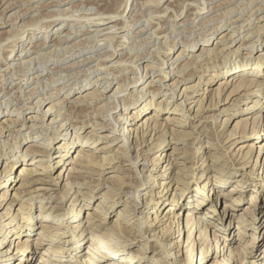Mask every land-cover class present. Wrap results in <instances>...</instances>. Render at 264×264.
Wrapping results in <instances>:
<instances>
[{"label": "rangeland", "instance_id": "374dc122", "mask_svg": "<svg viewBox=\"0 0 264 264\" xmlns=\"http://www.w3.org/2000/svg\"><path fill=\"white\" fill-rule=\"evenodd\" d=\"M110 16L112 20L108 21ZM96 17H106L103 20L108 22L94 25L97 22ZM115 24V27L112 26ZM107 26L110 28L104 29ZM87 29L94 30L86 33ZM60 39L63 41L60 42ZM43 40L47 44H40ZM204 43L210 49L201 52ZM184 48L185 53H181ZM11 50V59L6 61V55ZM20 53L22 56L27 53V56L23 60L12 58V55ZM261 54H264V0H0V128L3 127V130L0 129V190L6 188L8 192L7 198L0 200V237L7 227L18 229L24 213L30 212L34 221L39 222L42 214L40 205L47 204V207L51 206V224L56 221L70 223L72 219L68 216L75 214L77 208L80 213L74 220L79 226L76 232H72L70 227L64 229L60 225H57L58 228L50 227L49 231L53 230L52 232L57 229L65 230L66 237H60L63 241L55 244L50 240V232H46L47 235L50 234L49 239L39 245L36 244V237L40 226L35 223L33 229L31 228L30 238H33V244L36 245L33 248L37 250L30 251L34 258L29 264H45L39 261L44 252L48 253L52 247L57 254V250H61L60 245L70 249L78 235H83L82 238L85 236L83 248H88L91 240L88 241L90 235L89 230H86L89 226L87 211H93L101 195L108 193L109 196L112 195L108 201L114 208L104 219L106 227L115 223L119 211L129 204L128 201L138 205L140 211L131 214V221L136 219L138 223L141 220L145 225L139 230L136 223L133 225L121 221V226L131 232L130 239H137L133 240L131 248L126 251L127 256L131 258L132 251L136 253L134 249L141 250L145 255V261L139 264H189L186 252L188 250L194 259L203 256L202 262L206 261L205 264H222V254L218 256L212 249L217 245L223 247V241L233 247L240 246L241 251L242 248L243 251H257L259 256H247L242 264H252L249 261L256 259L264 260V123L260 125L254 120L256 110L251 108L264 93V77L257 78L258 81L253 82L252 87L241 93L230 94L233 86L223 92L219 91L221 79L226 80L242 64L254 66ZM234 67L235 69L226 72ZM260 71H264V60ZM198 81L205 88L202 90L196 87L187 91L188 100H195V104L188 103L187 111L181 110L178 104L185 96L180 98L178 95H183L181 92H184L185 86L194 85ZM118 88L121 91L115 94ZM152 88L160 89L154 99L163 100L161 107L166 113L161 115L159 121L163 123L165 130L153 132L154 126H149L151 131L147 130L145 141H139V144L136 132H133L134 142H131V137L126 138L130 141L126 147L116 138H123L119 134L122 123L117 119L132 113L133 103L136 101L144 103L141 107L148 104L153 95ZM174 88L177 89L175 92ZM39 100H42L40 106ZM167 100L168 103H165ZM235 102L239 105H234ZM154 105L156 103H151L148 111L153 110ZM242 107L252 110H245L244 114L237 117L248 128L249 133H240L232 143L225 142L228 133L235 131L237 125L233 115L226 125V115H230L231 109L239 108L240 111ZM184 112H187L186 115H181ZM170 115L175 118L168 121L165 117ZM53 118L57 121L52 122ZM61 123H73L74 126L62 133L50 128ZM256 126H259L257 129L261 134L259 138L252 134ZM90 130L100 135L92 138L102 148L95 149L97 154L108 155L110 158L103 161L102 166H78V170L87 171L73 173L79 177L78 182H73L68 177L69 166L64 175L60 174L56 178L62 163L57 162L54 157L60 149H64L56 147L65 145L64 142L71 147L68 160H65V165H68L72 159L71 154L78 150L77 147L87 138ZM74 132L80 138L73 139ZM163 140H166L165 145L171 141L165 148L171 159L165 162L170 167L167 171H161L165 170V164L158 169H152V164H145L153 162L154 153L163 149L157 147L151 150L150 147L155 143L161 144ZM49 142V146L43 144ZM261 144L263 151L259 155V160H262L260 164L256 163L259 152V146L256 145ZM28 149L41 152L30 154L29 159L43 155L44 151L51 155L49 161L54 165L52 171L36 174L34 178L41 179L39 182H28L29 186L18 190L16 188L21 181L17 182L15 188L2 186L7 175L6 166L13 163V154L21 159L15 163V176L18 175L22 158ZM199 149L207 152L202 153L198 159L196 153ZM43 156L48 159V156ZM228 156L235 163L227 161ZM49 161L30 165L40 171ZM25 162L30 163V160ZM230 173L234 174L219 187L220 192L226 194L230 188L239 187L247 196L238 200V205L232 206L235 209L228 208L229 215H225L224 219L206 216L208 218L201 222V229L206 231L205 238L207 236V242H201L203 245L199 241L195 245L194 242L186 241L187 231L183 229L180 234L179 230L174 229L178 228V220L185 225L184 211L188 207L177 214L180 209H174V205L166 198H173L174 194L178 195L188 187L181 202H188L192 198L196 200L195 189L202 181L214 182L216 175ZM112 182L122 184L124 188L120 192H112ZM36 187L43 188L38 190ZM14 191H23V195L14 199ZM134 191L139 196H135ZM30 192L39 196L30 200ZM82 192L89 193L87 201L76 200ZM252 194H257V204L261 205L256 220L252 214L244 211ZM113 196L115 203L111 200ZM240 196L239 192L226 196L220 194L218 203L213 202L206 207L215 205L219 213L223 211L226 201L228 204L233 203L232 198ZM158 199L165 200V204L158 211L162 214L156 213L157 206L152 203ZM20 202L28 207L17 210ZM83 204L87 206H82ZM9 206L11 207L8 211ZM206 207L201 206L198 215H204ZM168 209L173 211L168 219L165 217L158 224H154V220H147L148 215L162 218ZM99 217L103 218L102 215ZM10 222L15 225L10 226ZM238 226L253 235V238L246 235L239 240ZM162 228L164 229L161 230ZM20 235L24 236L26 233ZM97 235L100 239L106 236L101 233ZM15 237H12L13 240ZM105 238L108 240L109 237ZM191 239L193 241L194 237ZM64 240L67 241L66 245ZM176 240L180 246H177ZM147 242V251L144 252L140 247H145ZM163 243L167 247L160 246H164ZM16 244L17 240L13 245L10 242L7 253L15 250ZM247 244L253 246L247 248ZM115 249L116 245H110L106 251L112 253ZM241 251L238 252L239 255L236 251L235 257L238 261L233 264H240ZM55 254L51 256V262ZM71 256L68 257V253L63 254L65 260ZM18 257L13 258L10 264H14ZM153 259L157 262L152 261ZM21 262L26 264L25 260Z\"/></svg>", "mask_w": 264, "mask_h": 264}, {"label": "bare ground", "instance_id": "6f19581e", "mask_svg": "<svg viewBox=\"0 0 264 264\" xmlns=\"http://www.w3.org/2000/svg\"><path fill=\"white\" fill-rule=\"evenodd\" d=\"M189 4H191V3H189ZM117 14L119 15L118 12H117ZM101 16H103V15H101ZM115 16H117V15H115ZM106 17H108V16H106ZM106 17H102V18H98V19L96 17L97 22L94 23V25H102V24H105V22H108L109 20H112L111 16L108 18V21L103 20V18H106ZM116 19H118V18H116ZM112 26L115 27L116 24L115 25H112ZM109 28H110V26H107L104 29L107 30ZM92 30H94V29H92ZM92 30L91 29H87L86 33L87 32H90ZM96 30H98V29H96ZM45 31H47V30H45ZM46 33H48V32H46ZM61 37L67 38V37H64V36H61ZM230 39L235 40L234 38H231V37H230ZM64 40H67V39H64ZM59 41L61 42V41H63V39H60ZM89 41H90V39H89ZM207 41H209V39ZM45 43H46V41L43 40V42L41 41L40 44H45ZM212 43H213V41H212ZM206 44L207 43H204L203 44V46L201 48V52L207 51V50L210 49V48L206 47ZM165 46H166V44H165ZM251 46L253 48L254 47V44L251 45ZM185 51H186V49L184 48V49L181 50V53L182 52L185 53ZM12 52L13 51L11 50L8 53V55H6V59H5L6 61H7L8 58L11 57ZM26 56H27V53H24L23 56H22V53H20L18 55L17 54H14V56L12 55V58L13 59H21V60H23L22 58H24ZM209 56L210 55H208V57ZM27 59H28V57H27ZM263 60H264V54H261L259 56L258 62L254 66L253 65L252 66H249L248 63L246 65L245 64L240 65V67H238V70L234 71L235 72V73L233 72L234 74L233 73L230 74V76H228L226 80L223 81L221 79V81L219 83V85L221 86V89L219 88L220 89L219 91L220 92H223L226 88H228L230 86H233V89L230 92V94L233 95V94L241 93L243 90H246V89H249L250 87H252L253 86L252 85L253 82L258 81L257 78L264 77V71H260L259 72V69L261 70L262 61ZM19 62H20V60H19ZM190 63H192V62H190ZM6 64H7V62H6ZM224 66H226V65H224ZM136 68H138V67H136ZM233 69H235V67L228 69L226 72H229V71H231ZM132 70H134V69L132 68ZM162 74H164V73H162ZM101 78H102V76H101ZM103 78H105V77H103ZM156 80L157 81H160V79H156ZM106 81L108 82V80H106ZM135 81H137V80H135ZM200 83L201 82L198 81L194 85L185 86L184 89H183L184 92H181V93H183V95H180V96L178 95V97H180V98H183L185 96L184 100H182L180 102V104H178V106H181L180 107L181 110L187 111V109L189 108L187 104L188 103L189 104H192L195 101V100H192V101H189L188 100L187 96H189V95H188V92L187 91L191 90L192 88H196V87L202 88V90L205 88V87L201 86ZM221 84H223V85H221ZM166 86H168V85L166 84ZM65 88H67V87H65ZM119 90H120V88L116 89L115 90V94H117L119 92ZM176 90L177 89L174 88L173 91L175 92ZM159 91H160V89H156V88L153 89L152 88L151 89V92L153 93V95H152V98L150 99V101H148L149 102L148 104L146 103L143 107H141V105L144 104V103L139 102V101H136V102L133 103V106H134L133 107V110L134 111L132 113H127L126 115H124L122 117H119L117 119L118 122L122 123L121 124L122 128L119 131V134L123 138H119V137H116V138H117L118 141H122L124 146L127 147L128 146V143L130 142V141L128 142L129 139H126L128 137L129 138L131 137L130 140H131L132 143L134 142V136L132 135L133 132H136V140L138 141V144H139V141H141V142L145 141V137L147 136V132H148L147 130L151 131L150 129H148L149 126H152V125L154 126L153 132L154 131H160V130H162V129L165 128L163 126V123L159 121V118L161 117V115H163V114L166 113V111L164 109H162V107H161V103H162L163 100L158 101V100H155L154 99V96ZM41 101L42 100H39L38 106H40ZM240 101H237V102H240ZM151 103H156V105H154L153 110L148 111ZM165 103H168V100ZM234 105H239V103H236L235 102ZM166 106H168V105H166ZM251 108H254L256 110V116H255V119L254 120L257 121L258 124L262 125L264 123V112H263L264 111V93L262 94V96H261L260 99L256 100V102H254V104L251 105ZM178 109H179V107H178ZM245 110H249L250 112L252 111L251 109H248V107L247 108L242 107V110H240V111H239V108H233V109L230 110V115L229 114L226 115V125H227V123H229V121L231 119V115H233V120H236L237 121V125H236L235 131L228 133V135H227L228 137L225 138L226 140L224 139L225 142H228V143L231 142L232 143V141H234L240 135V133H242V134L245 133V132H246L245 134H248L249 133L248 132V128L246 126H244L243 123H241V120L238 121V118H237V117L241 116L242 114H244V111ZM48 112H50V110H48ZM144 112H146V113H144ZM42 113H43V111H42ZM186 113L187 112H184L181 115H186ZM171 116L172 115L167 116L165 118L168 119V121L169 120H172L173 118H175L174 116L173 117H171ZM0 120H1V118H0ZM182 120H184V119H182ZM56 121H57V119H54V118L52 119V122H56ZM139 121H140V124H138ZM116 123H117V121H116ZM182 123H179V124H182ZM71 126L73 127L74 124L73 123H66V124H64V123L62 124L61 123L57 127L56 126H51L50 128H53L54 131H56V132L62 133V131L68 130ZM242 126H244V128ZM144 127L146 129H144ZM258 127L256 126V128L253 130V133H252L254 137L256 136L255 138H259L261 136L260 132L257 129ZM2 128L3 127H1L0 129L3 130ZM241 131H244V132H241ZM0 134H2V133H0ZM73 134H74L73 139L80 138V136L78 134H76V132H74ZM87 134H88L87 135V138L77 147L78 150L76 152L74 150L75 153L73 152L71 154V158L72 159L70 160V162L68 163V165H65V160L66 161L68 160L67 155L69 154V151H70L71 147H69V145H67L65 142L63 143L65 145H61L59 147H56V148H59V149L60 148H64V149H60L56 153V155L54 154L55 155L54 158H56V161L62 163V166L60 167V172L56 176V178L60 174H63L64 175V173L66 172V170L68 169V166H69L68 173H67L68 177L69 178H72V181L73 182H76V181L78 182V181H80V180H78L79 177L78 176H75L73 173H75L77 171H79V172H87V171L81 170V169L78 170L77 169L78 166H80V167H96V166H102L103 165V161L107 160V158H110V157H108V155H102L101 156V155H98L97 152H96V150H97L96 148H98V150H101L102 148L99 147L97 140H92V138L95 135L97 137L100 136V135H97L96 133H94L91 130L88 131ZM107 136H111V135H107ZM246 136L247 135H245V137ZM262 136H264L263 133H262ZM52 138H57V137H54L53 136ZM118 141H116V142H118ZM165 141L166 140H163V142L161 144H159V145H157V143H155V142H154L155 144H153L152 146L150 145L151 146L150 147L151 150H155L157 147H162L163 148L160 151H157V152L154 153V161L153 162L145 163V164H152L153 165V166L151 165L152 166V169H158V167L160 165H163L164 166L165 162H168L169 160H171L170 159V155L168 154V152L165 149V148H167V146L169 145V142H171V141H168L166 143V145H165ZM113 143H115V141H113ZM43 144H46V146L47 145L49 146L51 143L49 142V143H43ZM256 146H259V152H258V157L256 159V163L257 162H260V164H261L262 160H261V158L259 160V155L263 151V144L256 145ZM65 148H67V149H65ZM231 148L232 147H230V149ZM37 152L39 153L40 151H33L32 149H28L27 151H25V156L22 158L23 162L20 164V169H19L18 175L16 174L15 176H13L14 171H15V163L17 161L21 160V159L17 158L16 154L14 153L13 154L14 158L12 159L13 163H11L10 165H7L6 166V173H7V175H6V179H4V181H2V186H4V187L6 186L8 188H10V187L15 188V186L17 185V182L21 181L22 183L20 182L21 183L20 186L18 185V187L16 188L18 190V188L20 189V188L29 186L30 184H27L28 182H33V183L34 182H39L41 179H36L37 177L34 178L36 174H41L43 172H51L52 169L54 168V165H51V162L49 161V160H51L50 157H52V156L49 155L48 153H44L46 151L42 152V154L45 155V156H48V159H44V156L43 155H40L39 157H35L34 156L33 159H29L28 158V156L30 154H35ZM206 152L207 151H203V150L199 149L197 151V153H196L198 155L197 158L199 159L200 158V155L202 153H206ZM26 160H28V162L30 160V163H26L25 162ZM47 161H49V162L46 163V164H44L43 167H42V169L40 171H37V169H36V167H34V165H30V164H35L36 162L39 163V162H47ZM227 161H231V163H235L234 159L230 160L229 156L227 157ZM164 168H165V170L162 169L161 171H167L170 167H167V165L165 164V167ZM16 172H17V170H16ZM233 174L234 173H230L228 175H223V176H221V175L220 176L219 175L217 176L216 175L214 182L213 181L210 182L209 180L202 181L198 185V187L195 189L196 194L194 195V197H196V200H195V198H192L191 200H188V202H185V201L184 202L183 201L181 202V198H183V195L189 189L188 187L187 188L185 187L180 192V194H178V195L177 194L176 195L174 194V197L173 198H169V197L166 198V200H168L171 204L174 205V207H173L174 209L175 208H179L180 209L179 211H177V214H180L181 211H182V209L188 207V209H186L184 211V217H185V220H186L185 225H183V221L181 222L180 220H178L177 221V224H176L178 226V228L177 229H174V231L175 230L176 231L179 230L180 234H181V231L183 229H184L185 232L187 231V240L186 241L194 242V244L192 243L193 245H195V242H197V241H199L200 244H201V242L202 243L207 242V239H206L207 236L205 238L206 231L204 232L203 229H201V227L203 226V224L201 225V222L203 223L204 222V219H207L210 216L217 217L218 219H224L225 215H229V213L227 212L228 211V208L235 209L232 206L238 205L239 202H240L238 200H241V199L243 200L247 196V194H244L243 193L244 190L240 189L239 187L230 188V191H228V193H226V194L220 192L221 190L219 189V187L221 185H223L227 180H229V178L231 176H233ZM148 177H149V175H148ZM200 179H201V177H200ZM263 179H264V176H263ZM44 180H46V179H44ZM14 182H15V184H13ZM23 182H25V183H23ZM123 186L124 185H122V184H118V183H115L114 182L112 185H110V188H111V191L113 190L114 192H116V191L120 192V190H122L124 188ZM231 187H233V185ZM36 188L39 190V189H41L43 187H36ZM0 191H2V193H0V200H3L5 198H7L8 192L6 191V188L1 189ZM22 192L23 191H18V192H15L14 191V199L19 198L21 196ZM234 192L235 193L236 192H239L241 194V196L240 197H233L232 198V199H234L233 203L228 204L227 201H226L225 202V205H224L223 211L222 212L221 211L219 212V213H221V216L219 215V213H217V211L215 209V207H216L215 205L214 206H210V208L209 207L208 208L206 207L209 204H213V202L218 203L219 202V196H220V194L222 196H226V195L232 194ZM79 194L80 195H78V196L76 195L77 196L76 200L81 199L82 201L83 200H86L87 201L88 200V196H90L89 193H87V192H82V193H79ZM134 194H135V196H137V195L139 196V193L137 191L136 192L134 191ZM30 195H31L30 198H29L30 200H32V199L36 198L37 196H39V195H35L33 193H31ZM109 195L110 194H108V193H104L103 195H101L100 201L96 204L97 206L93 208L94 210L92 209L93 211H91L90 209H88V211H87V222H88V225L89 226L86 227V230H89L88 235H90V236L87 235L88 236V241H89V239L91 240V243L88 246V248H85V247L83 248V239H85V236H84V238H82L83 235H80V236L78 235V237L74 241V245L70 249H66L64 247H61V245H60L59 248L61 250H57L58 253L56 252L57 254H55V250L56 249L51 247V249L48 250L49 252L48 253L47 252H44L42 254V256L40 257V260L39 259L38 260L39 261H42V262H45V264H107V263L108 264H139V263L144 262L145 261V259H144L145 255H143L142 251L139 250V249H134V250H136V253L132 251V254L133 255L131 256V258L129 256H127L126 251H128L131 248V243L133 242V240L136 241L137 239H130L129 236H132L131 232L130 231L127 232L128 229L126 227L121 226V221L122 222H125V223H128V224H133V225H134V223H136V221H135L136 219L134 221H131L132 218H133L131 216V214H135V212H138L139 213L140 210L138 208V205L132 203L131 201H128L129 204L124 205L123 208H121V211H119V213L117 215V218L114 221L115 223H113L111 226L106 227L107 225L104 224L106 222L104 219H106V217L108 216L109 212L113 211V208H114L113 204L109 203L110 201H108V199L111 198V196H112V195L111 196H109ZM156 195H159V194H156ZM191 197H193V195ZM134 199L139 200L138 197H134ZM111 200L113 201V203H115V200L116 199L113 196ZM250 200H251L250 203L247 204L248 206L244 209V211L247 214H252L253 219L256 220L257 218H255V217L257 216V212L259 213V211H261V205L259 206V204H257L258 203L257 202L258 201L257 194H252L251 197H250ZM20 203H21L20 204V207H18L17 210H24V208H27L28 207V206L24 205L22 202H20ZM152 203H154V205L157 206V209H155L156 213L157 214H162V213H158V211L161 208V206L163 204H165V200L158 199V200H156L154 202L152 201ZM167 204H169V203H167ZM79 205H80V203H79ZM82 206H87V204L86 205L83 204ZM201 206H205L206 207V212H205L204 215H198V212L201 210ZM10 207L11 206L8 207V211H9ZM40 207H41L40 210H41L42 214L40 215V219L41 220L39 222H35L34 221V218L32 216H30L31 213L28 212V213H24L22 215V222H21V224L18 225V227H19L18 229H10L9 227H7L5 229V231L3 232V236L0 237V264H10V262L12 261V259L13 258H16L17 256H19L18 257L19 259H17L14 262V264L15 263L16 264H22L21 260H25L26 264L31 263V261L33 260L34 257H32L30 255V251H33L34 250L33 247L36 246V245L33 244V238H30V231H31V228L33 227V225L35 223H36V225L40 226V229H39V232H38V237H36V244H39V245L42 244L44 240L49 239V235L50 234L52 235V238L50 240L53 243H55V244L63 241L62 239H60V237H63V238L66 237V231L65 230H63V229H57L54 232H52L53 230L52 231H49V228L50 227H52V228H58L57 225H60V226L65 227L64 229L70 227V229L72 230V232H76V228L79 225L76 224V221L74 219L78 217V214L80 213V210H78L76 208L77 211L75 212V214L72 213L70 216H68V218H71L72 219V221L70 223H67V222L66 223H64V222L57 223L58 221H56L55 224H51V222H49V216H51V214H52V212L49 211V208L51 206L50 207H47V204H44V205H40ZM132 210H135L134 213L131 212ZM172 212L173 211H171V209H168L167 212L160 219H157L156 217H152V216L148 215L147 216V220H154V222H155L154 224H158L159 222H161V220H163V218L167 217V219H168L169 214H171ZM103 213H104V215H103ZM100 215H102V217H103L102 219L99 217ZM130 216H131V218H130ZM135 216H137V215H135ZM206 216H208V217H206ZM13 219L15 220L14 217H13ZM262 220H263V217L260 218V220H259L260 223H261ZM245 221L246 220H244V222ZM181 223H182V226H181ZM240 223H242V222H240ZM10 224H11L10 226H14L15 225V223L12 224L11 222H10ZM205 224H207L205 226H208V223H205ZM135 225H136L137 229L140 230L141 226L142 225H145V224L140 220ZM237 228H238V231H239V233L237 234L238 237H239L238 238L239 240H241L240 237H243V236H246V235H248L250 237L252 236V238H253V235H250L249 233H247V232L244 231V228L239 227V226ZM163 229L164 228H162L161 230H163ZM23 232H25L26 235H24V236L23 235H20ZM46 232H50V234L47 235ZM100 233H101V235L104 234V235L108 236L109 237L108 240L105 238L106 236L105 237L103 236L100 239V237H98V235H97V234H100ZM13 236H16L15 237L16 239L13 240V238H12ZM121 237H124V238H121ZM192 237H194V240L193 241L191 239ZM16 240H17V244H16L17 248L15 250H12V252H8L7 253V250H8L7 247L9 245V243L11 242V245H13V244L16 243ZM231 240L232 239H230V242H231ZM159 242H160V240L158 241V243ZM64 244L65 245L67 244V241L66 240H64ZM160 244H162V243H160ZM176 244H177V246H180V243H179L178 240H176ZM11 245H10V247H11ZM110 245H114V246L116 245V249L112 253H109L108 251H106L107 250V247L109 248ZM187 245H189V244H187ZM201 245H203V244H201ZM160 246H162V247L165 248V247H167V244L165 243L164 246L163 245H160ZM252 246L253 245H249V244L246 245L247 248L248 247L250 248ZM86 247H87V245H86ZM147 247H148V242L146 243L145 247L142 246L140 248L145 252V251H147ZM86 249H88V250H86ZM35 250H37V249H35ZM35 250H34V252H35ZM165 250L166 249H164V251ZM212 250L216 251V254L218 256H221V254H222V256H223V259H222V262L223 263L222 264H230L231 261H232V264H233V263H235V262L238 261L237 258L235 257V255L239 251H241V248H240V246L239 247L238 246L237 247H233L232 245H229V243L228 244H225L224 241H223V247H221V245H217ZM5 251H6V253H5ZM236 251H237V253H236ZM80 252H82V254H79ZM85 252H86V255H85ZM165 252H167V251H165ZM186 252L188 254V263L189 264H205L206 261H204V263L202 262L203 256H201L200 259L197 258V257H196V259H194V257H192L191 254L189 255V253H188V252H191V251L188 250ZM241 252L240 253L242 255L240 254V257L242 259H241V261H239L240 264H242V262L244 261L245 257H247V256L248 257L249 256L250 257L259 256V255H257V251L256 252L255 251H249L247 249L245 251H243V248H242V251ZM65 253H66V255L68 253V257L72 255L71 258H68V259L65 260L63 258V254H65ZM4 254H6V257H4L5 256ZM13 254H14V256H13ZM53 254H55L54 255V258H53V261H52L54 263L51 262V258H52L51 256ZM168 254H170V253H168ZM238 255H239V253H238ZM171 256H173V255H171ZM48 261H50V262L48 263ZM152 261L157 262V260H155V259H153ZM217 262H218V260H217ZM249 262L252 263V264H264V260H262V259H258V260L256 259V260H253L252 262L251 261H249ZM159 264H161V263H159Z\"/></svg>", "mask_w": 264, "mask_h": 264}]
</instances>
